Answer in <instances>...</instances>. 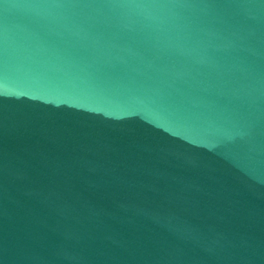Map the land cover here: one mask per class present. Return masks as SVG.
<instances>
[{
	"label": "water",
	"instance_id": "water-1",
	"mask_svg": "<svg viewBox=\"0 0 264 264\" xmlns=\"http://www.w3.org/2000/svg\"><path fill=\"white\" fill-rule=\"evenodd\" d=\"M0 264H264V0H0Z\"/></svg>",
	"mask_w": 264,
	"mask_h": 264
}]
</instances>
